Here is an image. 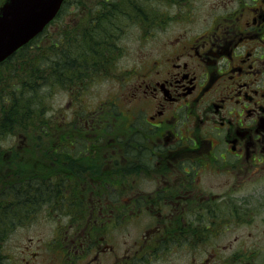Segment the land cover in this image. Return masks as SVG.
Segmentation results:
<instances>
[{"label": "flooded vegetation", "instance_id": "1", "mask_svg": "<svg viewBox=\"0 0 264 264\" xmlns=\"http://www.w3.org/2000/svg\"><path fill=\"white\" fill-rule=\"evenodd\" d=\"M142 2L109 19L61 14L40 80L0 78V243L45 228L0 264H264V0H221L203 17L179 4L172 17L208 24L139 51L96 100L119 33L74 44L95 21L136 17L148 34L168 23Z\"/></svg>", "mask_w": 264, "mask_h": 264}, {"label": "rangeland", "instance_id": "2", "mask_svg": "<svg viewBox=\"0 0 264 264\" xmlns=\"http://www.w3.org/2000/svg\"><path fill=\"white\" fill-rule=\"evenodd\" d=\"M131 1V2H130ZM122 0L118 6V9L122 11H130V12H137L139 13V10L136 9V2L139 0ZM136 1V2H135ZM170 1V2H169ZM231 4L234 5L235 0H231ZM151 3L152 7H150L147 3ZM221 0H143L142 4H138V6H142L143 12L144 13H151V12H159L163 13L165 15L169 16V19H167L166 24L162 25V27H156L154 28L151 33L148 34V31H137L135 26H136V17L128 18L126 20L124 19H118V18H110L109 22H102V26L100 29H112L114 35L116 32L119 34L116 35V45L119 47L117 50H111L109 52L110 58L112 59V62L115 63L114 65L111 66V69L109 70V73H106V71H102L101 77H99V74L96 77V80L94 81L93 85L91 86L89 92L92 94H97V99H99L102 94L103 96L106 94H113L111 91L116 85L117 81L115 80V75L118 74V69H122L123 67H131L135 66L136 63L138 62L141 53L139 51H142V53H148L150 49H152L153 46H156L157 44H160L161 42L165 41L169 36L170 32H173L175 30L179 29H186L190 30L191 33H198L204 25L208 24V22L202 21V18L204 15L211 12V10H214L215 6L219 4ZM70 3V4H69ZM78 3V1H77ZM79 3H86L85 5L90 6L88 0H83L79 1ZM118 0H110L109 5H106L105 11L108 13H118L119 11L117 10V7H114V4H117ZM170 3L171 5H167ZM181 4H185L186 9L193 10L195 13L201 15V17L195 19L194 21L187 22V21H180L179 19L172 17V14L174 13H179L176 11V6ZM214 4V7L212 5ZM113 5V6H112ZM130 6V8H128ZM66 10H69V12H73L75 9V3L74 0H69L67 5L65 6ZM139 8V7H138ZM80 10V9H79ZM77 10V12L79 11ZM117 10V11H116ZM214 11H217L214 10ZM76 11L74 13H77ZM65 15L67 13H64ZM70 15V14H67ZM107 18L108 15L106 14ZM109 19V18H108ZM86 22V21H85ZM64 23V22H63ZM91 23V22H90ZM89 23V24H90ZM62 24V23H61ZM56 24H52L49 28H47L48 31L45 32L42 36H40L37 39V44L40 46V51H42V60L43 57L46 54L49 53V50L45 51L47 49V45L49 42L52 40V44H55L57 41L58 37L55 34V29H56ZM87 24L85 23V26ZM94 25L96 26L97 23L96 21L94 22ZM61 32H64V30L70 31V25H63V27L60 25ZM200 29V30H199ZM69 33L66 32L65 36L69 37ZM88 33L86 32L85 34V39H88ZM67 41H70L67 38ZM88 43V41H87ZM68 46H72V44L68 43ZM36 46V45H35ZM45 47V48H44ZM89 46H86L85 49H87ZM82 52V51H81ZM77 52V53H81ZM65 53H67L66 59H70V54L71 52L69 50H65ZM105 54V53H103ZM102 54V55H103ZM101 72V71H100ZM106 75V76H104ZM49 90L47 87L46 89H40L38 91H35V94H39L42 96V94L46 91ZM47 92V91H46ZM53 91L49 90V93H52ZM115 93V91H113ZM55 93V92H53ZM44 98V96H42ZM95 100V101H96ZM66 100L63 98L61 99L60 97H55L53 98L52 102L50 103L53 107L56 108L58 105L61 103H64ZM49 110V107L47 108ZM49 114L46 115L47 118ZM32 121L37 120L34 116L31 117ZM258 189L259 190V185L252 187L249 186L244 192L240 194L244 195L247 193H252L254 190ZM257 202V203H256ZM252 203V204H251ZM249 203L245 208L249 209H255V207L258 206V201H254ZM251 204V205H250ZM264 213L262 212L261 216L262 217ZM36 229H15L11 233H8L6 235V240L3 243H0V254H2V257L5 256L6 259L8 258V255L10 256L12 253L19 252V249L23 247L24 245V238L28 236H33L34 232H38L40 229L45 231L44 227H35ZM2 231H0V234ZM3 236V235H1ZM228 237L230 235L222 236L219 241L221 243H224L228 240ZM3 244V245H2Z\"/></svg>", "mask_w": 264, "mask_h": 264}, {"label": "water", "instance_id": "3", "mask_svg": "<svg viewBox=\"0 0 264 264\" xmlns=\"http://www.w3.org/2000/svg\"><path fill=\"white\" fill-rule=\"evenodd\" d=\"M63 0H5L0 6V62L42 31Z\"/></svg>", "mask_w": 264, "mask_h": 264}, {"label": "trees", "instance_id": "4", "mask_svg": "<svg viewBox=\"0 0 264 264\" xmlns=\"http://www.w3.org/2000/svg\"><path fill=\"white\" fill-rule=\"evenodd\" d=\"M2 1L3 0H0V4L2 3ZM77 1H78V3H77ZM79 1H83V0H74V3H75V7L74 8L75 9L73 10V13L75 11L77 12V10L80 9L78 11L80 13H86L88 15L89 14H95V15L96 14L97 15H104L105 14V16H106V11H105V8H104V7H106V5H105L106 2L104 0H88L90 6L85 5L86 3H79ZM121 1L122 0H118V3L114 4V7L116 6L117 10L119 11L118 13H122L123 12L122 10L118 9V6H119ZM128 1H130V0H128ZM68 2H69V0H65L64 6L59 11L60 14H64V13H68L69 12V10H66V7H65ZM135 4H137V2ZM128 8H130V6H128ZM101 23L102 22H98V25L95 26L96 32L94 34L90 33L87 36L88 39H85V35H84V37L82 39L85 42L74 44V46L84 45L83 47L78 48L77 50H74V53L78 52V51L79 52L85 51L86 50L85 49L86 46H95L98 43H101V42H98V40L99 41H104V42H102L103 45H106L107 42H109V41L111 43V40L113 39V37L109 36V30L108 29H100V27L102 26ZM84 29L87 32V30L92 31L93 28L92 27H89V28L85 27ZM70 30L72 31V30H74V28H72L70 26ZM68 35H69L68 39L70 41L73 40L72 36H74V35L70 34V33ZM87 41H88V43H87ZM31 45H36V46H34V47H32V48L27 50V48L29 46H31ZM113 46L114 45H112V47ZM41 48L35 41H33L30 44H28L27 46L23 47L17 53L13 54L6 61L0 63V78H4V79L19 78L21 83L24 82V84H22V87L25 86V85H28L27 83H25V81H26L25 79H27V78H29L30 80L32 78L35 79V80H40V78H41L40 72L42 70L41 64L43 63L42 51H40ZM95 48H93V50H91V51H94V50L96 51ZM50 59H54V58L51 57ZM27 69H29V71H30L29 72V74H30L29 76H26Z\"/></svg>", "mask_w": 264, "mask_h": 264}]
</instances>
